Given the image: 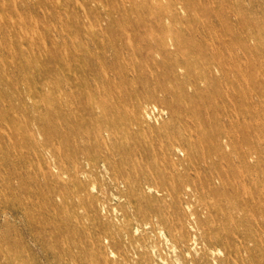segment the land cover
I'll return each mask as SVG.
<instances>
[{
    "label": "rangeland",
    "instance_id": "374dc122",
    "mask_svg": "<svg viewBox=\"0 0 264 264\" xmlns=\"http://www.w3.org/2000/svg\"><path fill=\"white\" fill-rule=\"evenodd\" d=\"M23 1L21 11L31 0ZM40 1L46 10L32 8L39 31L64 51L13 56L10 46L26 44L0 25V114H11L16 147H0V264H264V235L254 230L262 220L247 217L234 184L237 144L222 139L230 168L201 144L225 128L217 109L227 83L217 64L240 65L245 34L264 57V0H161L178 1L180 13L162 26L154 7L107 25L102 8L95 24L72 11L76 0H60L57 12L49 8L55 0ZM33 58L30 72L12 65ZM39 75L73 101L69 115L92 118L89 132L49 124L55 115L23 84ZM142 105L145 117L136 113ZM144 174L152 184H140Z\"/></svg>",
    "mask_w": 264,
    "mask_h": 264
},
{
    "label": "bare ground",
    "instance_id": "6f19581e",
    "mask_svg": "<svg viewBox=\"0 0 264 264\" xmlns=\"http://www.w3.org/2000/svg\"><path fill=\"white\" fill-rule=\"evenodd\" d=\"M10 1H11V4L9 6L0 4V25L2 28H5L4 30L11 32V34H13L15 39H18V40L20 39L21 40L20 42L24 43V45L26 44L25 48H22L23 46H20L18 50L14 48L13 50H11L10 49L11 46H10L8 48V51L12 53L13 56L18 57V56L26 55L27 53L28 55L29 54L34 55V56L40 55V56L45 57V55H48V54L52 55L53 53L54 54L60 53L63 50L62 49L59 52V47L56 45V43L52 42L51 40L50 42L46 41L47 40L46 37L48 34L47 35L45 34L46 35L45 36L42 30L39 31V22L35 17H33L34 14L32 15L33 13L32 8L37 13L38 10H43V8L46 7L43 2H41L40 0H31L30 5H29V4H26L27 2L26 3L24 2L25 0L24 1L22 0L26 4V5L24 4L26 8L22 9L23 11H21V7L18 8L17 0H10ZM47 1L49 0H44L45 4L47 3ZM116 1L117 2H115L114 0H76V3L74 2L75 4H74L72 11L74 13L80 12L83 15L82 18L84 17V19H87V20L88 18L92 19L93 18L92 16H94L93 19L95 21V24H100L101 22L100 9L102 8L104 10V15L107 18V20H104L105 22H107L106 23L107 25L108 23L112 21V18L116 14L121 15V18H120L121 22H125L127 18L124 15H128L131 13L134 14L136 11L143 10V9H152L153 7L156 8V11L160 13V15L155 18V22L157 25L162 26L163 24H165L166 19L170 21H174V20H178L179 19L178 17H180V13L177 9L179 7L176 6L178 4L177 3L178 1L168 2V4L166 5H164L161 2V0H151L153 1L151 5H148L149 0H121V1L116 0ZM127 1L130 3V4L128 3L129 6L127 5ZM181 5L183 8L187 9L183 4ZM202 6H203L202 8H205V10L212 9V6L210 5H208V7H205L204 5ZM50 7L52 10L51 12H54V11L57 12L58 10L60 11V9H62V2L60 0L58 1L55 0L52 2V5L49 6V8ZM2 10L4 11V13ZM49 10L47 11L49 12ZM136 22L139 23L140 19H137ZM242 38L244 39V44L242 45L244 50H243V55L241 56L240 61H238L240 62V65H237V61H235L234 58L230 59V67L222 64L221 62L217 64L218 71L221 72L223 79L226 80V83H227L226 90L222 93V95H220L221 97L223 96L222 98L225 101V104L223 105L222 109H217V111H221L220 115H222L223 118L225 119V122H226L225 128L223 129V131L218 132L217 134H214L212 137H210V139L206 140L205 141L206 143L204 142V140L201 139L202 140L201 144H204V146L207 147L210 153H214L215 155L221 156L222 157V160H220L221 165L225 162L228 164L229 168L231 167L230 161L232 160V156L227 154L224 151V148L222 146V139L225 138L227 142L230 141L231 143L237 144V147H238L237 157H238V162H239L238 168L240 170L239 171L240 174L237 179L234 178L235 179L234 184L236 185V188L241 191L240 201L243 205L242 210L245 212V214H247V217H249L250 215L251 217L259 216V219L261 218L262 223H259V224L254 223L256 224V226L254 227L255 228L254 230H256L257 234L264 235V165L262 162V159H264V57L262 56L263 54L262 50L256 51V49H254L253 47L250 48V45H248V42L251 40V38L254 39L255 36L245 34L244 37ZM37 41L41 42V45L37 46ZM236 43H239V41L237 40ZM263 50H264V47H263ZM253 55H258L262 57L263 59H260L257 62L254 60ZM37 57L39 58V56ZM52 57L53 56H51V58ZM242 57L246 59V62H247L244 64V67L241 66L243 64ZM19 60L21 61L20 57H19ZM45 60H47V58H45ZM50 60L51 59H49V61ZM43 62L45 63V61ZM16 63L13 62L12 65L16 67V69H18L20 72H27L28 70L30 72V70L32 71V68L35 66V63L37 62L34 61V58H33L31 60L30 59L25 60V62L23 63L24 64L23 66L20 64L19 66L18 65L19 62L17 64ZM1 68L2 69L4 68L3 65H1ZM70 70L72 71V69ZM45 73L47 74V70L45 71ZM27 76L24 78L23 84L28 89H30V91H35L34 89H36L39 92V96L41 97L43 101L42 103L45 109L48 110V112L51 111L55 115V119L53 121L48 120L49 124H51L52 127H57L58 125H61V126L65 125L69 129H73V130L80 129L81 130L83 128L82 129L83 131L89 132L88 128L91 129L89 126H91L92 118L89 117L87 121L86 118L84 120V117H87V116H82L80 118H77V116L72 113L69 115L68 114L69 111L71 112L70 104L73 103V101L71 102V100H68V98L66 99L65 97H62L61 95H57L54 92H52L51 91L52 86H53L51 85L52 80L50 83L47 79V75H43V76L39 75L37 78L35 77L28 78L29 76L28 77ZM7 81L10 83L9 80ZM1 93L3 95V91H1ZM2 95L0 94V96ZM2 98L4 99L5 97H2ZM34 99H39V98L37 96V98H34ZM159 101L161 102V100ZM136 113L140 117L142 116L145 117L146 115L150 114V111L148 109V106L142 105L140 109L138 108V110H136ZM10 115L6 116L5 114H2V113L0 114V147L3 146L4 148L5 146L8 148L9 151L12 150V148H14V151H15L16 147L13 144L15 128H14V125L12 127V123H13L11 122L12 120L11 121L7 120V119H11L9 118ZM44 119H41V120H44ZM216 119L218 120L215 114L211 116V121H216ZM51 126L49 127L51 128ZM46 132L47 131L45 130V133ZM55 132L58 137L60 135H63L62 133H59L58 131H55ZM29 135L30 137L34 136L32 131L30 132ZM122 145L123 146L125 145L124 142H122ZM134 149L136 150L135 153L139 151L138 147H135ZM79 150L81 152V149L77 147L76 142H75L73 151L76 152L77 157L79 154L78 152ZM168 153L170 155H175V156L178 155L176 150L168 151ZM122 156L123 158L124 157L126 158V154ZM143 161L144 159L140 162H143ZM204 166L208 168L209 170H212L213 168H217L216 165L215 167H213L212 163H206ZM217 166H220V165H217ZM40 170L44 174V176L50 178L51 173L49 169L46 170L44 168H41ZM152 177H153L152 174L151 175L144 174L143 178L145 179V181H141L140 184L142 186L143 184H147V185L152 184L151 183ZM228 178L230 179V177ZM18 209L19 208L15 206L10 207L9 212L14 214L15 216H19ZM254 224H251V226ZM243 225L245 226V224ZM33 227L34 226L32 224H28V226L25 227V229L29 233L32 234L34 231ZM244 233L246 234V231ZM252 234H256V233H252ZM260 237L258 238L261 239Z\"/></svg>",
    "mask_w": 264,
    "mask_h": 264
}]
</instances>
